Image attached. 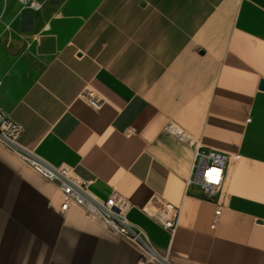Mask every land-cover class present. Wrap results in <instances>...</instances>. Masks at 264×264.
I'll use <instances>...</instances> for the list:
<instances>
[{
    "label": "crops",
    "instance_id": "crops-1",
    "mask_svg": "<svg viewBox=\"0 0 264 264\" xmlns=\"http://www.w3.org/2000/svg\"><path fill=\"white\" fill-rule=\"evenodd\" d=\"M17 4L0 12V105L19 144L95 198L125 199L154 254L143 264H264V0H59L29 32L20 12L4 23ZM8 28L32 34L28 59L7 61ZM198 147L226 155L210 197L188 182ZM60 201L0 142V264H140ZM160 202L178 210L172 232L153 218Z\"/></svg>",
    "mask_w": 264,
    "mask_h": 264
},
{
    "label": "built area",
    "instance_id": "built-area-1",
    "mask_svg": "<svg viewBox=\"0 0 264 264\" xmlns=\"http://www.w3.org/2000/svg\"><path fill=\"white\" fill-rule=\"evenodd\" d=\"M4 3L7 0H3ZM23 8L38 9L39 0H16ZM1 20V13H0ZM2 79L0 78V86ZM86 101L92 108H99L100 101L92 93L85 94ZM21 124L13 121L7 111L0 105V142L16 153L20 160L45 180L51 182L61 197L59 211H65L70 205L80 208L87 218L98 221L112 233L136 246L141 254L140 264L154 254L141 231L133 227L126 219L128 202L116 193L103 200L92 196L86 189L85 181H76L70 171L63 165L54 166L46 162L31 150L19 144L22 133ZM226 155L213 149L198 147L194 151L191 176L188 182L200 186L206 197L212 196L222 184L225 177ZM178 210L171 204L160 202L158 214L153 215L156 222L165 230L172 232L176 226ZM219 209L214 210V218ZM214 222V220H213Z\"/></svg>",
    "mask_w": 264,
    "mask_h": 264
},
{
    "label": "rangeland",
    "instance_id": "rangeland-1",
    "mask_svg": "<svg viewBox=\"0 0 264 264\" xmlns=\"http://www.w3.org/2000/svg\"><path fill=\"white\" fill-rule=\"evenodd\" d=\"M41 2V7L38 9L32 8V7H28L26 6L25 8H23L20 4H17L16 6H14L13 9L9 10L4 23L8 26L9 24H13L14 22V17L20 12L22 14H24V22L27 25V31L29 32L30 30H32L31 27V20H30V14L35 13V12H40L43 15V18L45 19V17L49 16V11L53 10L54 8H56L57 3L59 2V0H39ZM3 6V0H0V12ZM18 20H15V23L19 21V18H17ZM13 20V21H12ZM0 22H2V17ZM1 25V23H0ZM8 32H6L5 34V42H4V46H5V57L7 59V61L9 62H13L14 60H16L17 58H19L22 55H25L26 59L27 56L29 54L27 48L28 45L32 39V34H28L27 36H25L24 38H21V36L19 35V33L17 32H13L10 31V28H8L7 30ZM22 39L23 40V44L21 46H18L17 44H15L13 41L14 39Z\"/></svg>",
    "mask_w": 264,
    "mask_h": 264
},
{
    "label": "water",
    "instance_id": "water-1",
    "mask_svg": "<svg viewBox=\"0 0 264 264\" xmlns=\"http://www.w3.org/2000/svg\"><path fill=\"white\" fill-rule=\"evenodd\" d=\"M264 85V81L263 80H260L259 83H258V88L261 89Z\"/></svg>",
    "mask_w": 264,
    "mask_h": 264
}]
</instances>
